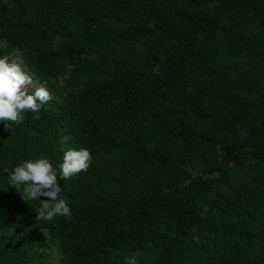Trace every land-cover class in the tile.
Here are the masks:
<instances>
[{"label": "trees", "instance_id": "16d2710c", "mask_svg": "<svg viewBox=\"0 0 264 264\" xmlns=\"http://www.w3.org/2000/svg\"><path fill=\"white\" fill-rule=\"evenodd\" d=\"M5 56L53 99L0 123V264H264V0H0ZM81 148L38 221L4 169Z\"/></svg>", "mask_w": 264, "mask_h": 264}, {"label": "clouds", "instance_id": "9594fccd", "mask_svg": "<svg viewBox=\"0 0 264 264\" xmlns=\"http://www.w3.org/2000/svg\"><path fill=\"white\" fill-rule=\"evenodd\" d=\"M56 40H59V37ZM55 43L54 40V46ZM33 83V78L22 71L18 64L10 63L9 57L0 58V123L6 128H11L12 124L22 123L26 110L39 112L43 105L52 99L43 84L30 94L28 88ZM91 160L92 155L88 149H70L64 152L59 174L46 158L25 160L11 172L7 168L4 172L8 174L9 185L17 189L26 202L44 198L40 202L38 221L50 222L57 216L70 220L72 210L60 195L63 189L58 183V177L67 181L81 172H86ZM125 264H138V261L131 257Z\"/></svg>", "mask_w": 264, "mask_h": 264}, {"label": "rangeland", "instance_id": "374dc122", "mask_svg": "<svg viewBox=\"0 0 264 264\" xmlns=\"http://www.w3.org/2000/svg\"><path fill=\"white\" fill-rule=\"evenodd\" d=\"M11 63H16V64H18V65L21 67L22 71H24L25 73L28 74V72L25 71L24 67L19 63V60H18L16 57H14V58L12 59ZM36 87H37L36 84L33 83L32 86H29V88H28V92L31 94V93L35 90ZM50 95H51V94H50ZM51 97H52V95H51ZM52 99H53V97H52Z\"/></svg>", "mask_w": 264, "mask_h": 264}]
</instances>
